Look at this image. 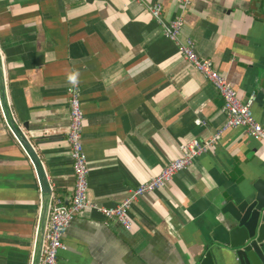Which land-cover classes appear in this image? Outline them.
Returning <instances> with one entry per match:
<instances>
[{
	"label": "crops",
	"instance_id": "0c3cea01",
	"mask_svg": "<svg viewBox=\"0 0 264 264\" xmlns=\"http://www.w3.org/2000/svg\"><path fill=\"white\" fill-rule=\"evenodd\" d=\"M178 1L143 2H160L165 21L183 14L182 36L240 100L255 93L253 113L264 124V0H193L185 13ZM0 44L19 121L65 201L75 184L66 140L73 81L81 88L88 196L100 206L119 204L180 156L181 143L210 137L226 119L215 87L136 0H0ZM260 178L264 140L229 129L132 204L131 228L95 209L75 215L58 264H195L226 238L224 203ZM39 186L35 164L0 115V264H28Z\"/></svg>",
	"mask_w": 264,
	"mask_h": 264
},
{
	"label": "built area",
	"instance_id": "2783aa9c",
	"mask_svg": "<svg viewBox=\"0 0 264 264\" xmlns=\"http://www.w3.org/2000/svg\"><path fill=\"white\" fill-rule=\"evenodd\" d=\"M142 2L145 8L163 28V34L173 41L184 59L194 66L209 81L221 95L224 105V123L208 138H194L180 144V156L171 160L158 174L150 176L145 182L131 190L129 195L115 206H100L88 196L89 166L88 157L83 143L84 112L81 105V88L77 81L67 87L69 97V125L67 143L69 146L72 168L74 173V192L65 201L55 196L50 186V192L45 194L40 187L38 207L36 210L34 230L28 256V264H58L61 250L66 249L64 236L67 233L75 215L86 209H95L107 219H114L125 228L132 226L128 210L141 196L156 191L167 185L177 173L190 167L196 158L215 147L222 135L233 128H243L254 139L264 140V124L258 121L253 113L256 101L255 93H251L245 101L240 100L237 91L229 78L221 73L208 58L199 57L196 44L192 38L183 37V14L170 21L163 17V5L160 2ZM179 8L185 13L191 7L193 0H179ZM0 115L5 127L19 143L25 153L28 152L25 142L29 136L23 124L19 121L9 93V76L7 56L0 44ZM197 124L206 125V121L197 118Z\"/></svg>",
	"mask_w": 264,
	"mask_h": 264
},
{
	"label": "water",
	"instance_id": "95a60500",
	"mask_svg": "<svg viewBox=\"0 0 264 264\" xmlns=\"http://www.w3.org/2000/svg\"><path fill=\"white\" fill-rule=\"evenodd\" d=\"M25 147L35 164L42 191L50 192L39 155L29 142ZM219 221L226 238L207 247L195 264H264V178L224 203Z\"/></svg>",
	"mask_w": 264,
	"mask_h": 264
}]
</instances>
